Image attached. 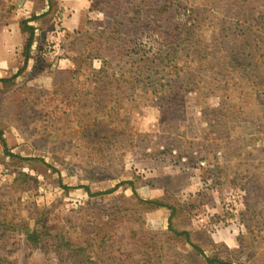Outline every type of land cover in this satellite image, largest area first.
Masks as SVG:
<instances>
[{
  "label": "rangeland",
  "instance_id": "obj_1",
  "mask_svg": "<svg viewBox=\"0 0 264 264\" xmlns=\"http://www.w3.org/2000/svg\"><path fill=\"white\" fill-rule=\"evenodd\" d=\"M2 79L0 264H264V0H0Z\"/></svg>",
  "mask_w": 264,
  "mask_h": 264
},
{
  "label": "trees",
  "instance_id": "obj_2",
  "mask_svg": "<svg viewBox=\"0 0 264 264\" xmlns=\"http://www.w3.org/2000/svg\"><path fill=\"white\" fill-rule=\"evenodd\" d=\"M31 21L30 20H25L21 23V27H22V31L24 33H27L29 35L26 46H25V59L26 62L29 59L30 56V52H31V48L33 46V43L35 41V28L30 26L29 23ZM102 72V71H101ZM99 72V73H101ZM0 82L3 83H7L9 82V79H2L0 80ZM98 134H94L92 137L94 140L96 139H100V137L97 136ZM106 136L104 138H102V140H105ZM8 155H10L12 158H15L17 156L12 155L9 151H7ZM20 158V157H18ZM22 160H32V159H22ZM21 177H24L25 180L27 179V175L22 174ZM130 186H133V183H128ZM119 186V185H118ZM116 187L115 189L109 191V194H112L114 192L117 191V189L119 187ZM88 190V189H87ZM89 191V190H88ZM94 196V195H93ZM140 208H143L144 210H152V209H160V208H167L169 210L172 211L171 217H170V224H169V232L173 233L174 235H176L177 237H184L185 240L191 245V247L194 249L195 252L198 253H202L201 249L199 246L195 245L194 243L191 242V234L188 231H177L173 224H172V220L173 217L175 215V207L170 206L166 203H164L162 200H150V201H144L142 199L137 200V204H136V209L140 210ZM117 207H112V211L114 212V214H116L117 211ZM0 224H4L0 221ZM99 222L98 220L92 223L91 227H88L87 229L90 230H94L95 227H98ZM102 225H107L102 224ZM85 229V228H84ZM88 231V235L91 236L93 235L94 231L92 233H90ZM24 234L27 237V241L30 244V246H34L36 247L37 245H41L42 248L48 247L50 249H53L56 253V255L63 261V262H67L68 264H98L97 262H94V259L92 260L91 257H89L88 252L89 249L92 248L93 250L96 249L98 243L99 238H97L96 236L93 237L90 241H87L86 245H80L78 244L75 240H73L72 237H68L66 235V233L64 232H55L52 228L47 226L46 221L43 218H39L36 219L35 221V227L34 229H29L27 227H25V229H23ZM151 233H149L150 235ZM97 235V234H96ZM143 235H147L146 233ZM110 238V236H108ZM148 237V235H147ZM155 237H149V239H151L150 241L152 242V244L150 245H146L147 249H148V253L147 255L149 256V263H154V259L155 257H157L158 259L160 257H162V254H158V249H160L157 245V241L154 240ZM106 236L103 237V239L101 240L102 244L105 245L107 244L106 240ZM78 240V239H76ZM99 248V247H98ZM97 248V250H98ZM91 249V250H92ZM206 262L209 264H231L229 261L227 260H221V259H212L209 257H206ZM104 264V263H102Z\"/></svg>",
  "mask_w": 264,
  "mask_h": 264
}]
</instances>
